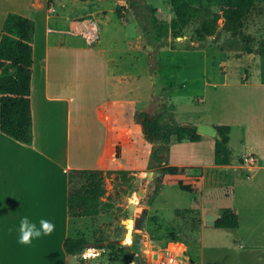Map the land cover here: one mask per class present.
<instances>
[{
	"label": "rangeland",
	"instance_id": "374dc122",
	"mask_svg": "<svg viewBox=\"0 0 264 264\" xmlns=\"http://www.w3.org/2000/svg\"><path fill=\"white\" fill-rule=\"evenodd\" d=\"M131 1L136 0H31L39 11L24 13L35 23V32L36 25L44 32V20L50 15V30H60L61 37H77L84 45L89 44L83 36L69 34L73 31L71 21L58 26L55 22L71 18L80 24H96L99 35L89 47L102 55L101 63L107 62L108 73L99 75L89 56L83 59L82 52H65L73 64L68 80L76 84L71 94V159L73 165L83 168L68 172L69 189L83 184L81 171L100 170L107 192L105 199L91 207L92 215L84 217L82 225L88 240L103 249H90L71 263L135 264L138 257L140 264L161 260L176 264L187 258L196 264H264V171L253 170L254 165L239 157L251 147L264 163V98L254 85H242L245 75L249 83L264 77V54L260 53L264 0H255V8L245 21L244 30L253 37L252 53L243 51L238 38L223 32L196 38V24L175 38L170 0ZM9 2L0 0V19ZM192 3L199 6L195 0ZM203 7L216 11L213 4L204 2ZM153 16L160 27H155ZM222 25L223 19L219 21ZM35 106L37 141L43 144L49 134L43 129L45 105L38 102ZM144 113L159 118L167 127L194 126L220 114L225 123L232 124L233 160L222 168L190 166L212 163L214 140L179 142L173 136L169 143L151 142L142 129ZM97 117L105 119L110 129L106 148L101 139L105 123ZM54 120L52 135L61 145L63 117ZM240 124L246 127L244 141L240 138L245 128H239ZM97 149L103 155L99 164ZM232 176L246 180H231ZM216 178L220 185L213 182ZM212 203L221 210H238L239 233L213 227L218 211ZM132 204L135 223L126 250L122 240L127 230L121 223L129 217ZM110 243L116 248L108 249ZM128 252L132 258L127 257ZM155 254L159 255L156 259Z\"/></svg>",
	"mask_w": 264,
	"mask_h": 264
},
{
	"label": "crops",
	"instance_id": "0c3cea01",
	"mask_svg": "<svg viewBox=\"0 0 264 264\" xmlns=\"http://www.w3.org/2000/svg\"><path fill=\"white\" fill-rule=\"evenodd\" d=\"M33 6L31 0H10L7 9L1 13L0 33L9 13H17L27 18L25 12L27 13L29 10L39 11ZM49 16L44 20V32L40 33L36 25L34 35V66L31 80L34 119L33 144L23 145L0 133V264H72L71 262L80 256L68 255L64 250L65 239L83 232L82 225L85 224L84 219L71 218L68 208L69 182L67 174L69 171L83 170V168L73 165L71 159L73 141L72 104L74 100L71 94L76 84L72 79L68 80V77H71L69 76V69L73 64L69 61L65 52L68 49L75 53L82 52L81 57L83 59H85V56H89L95 65L96 73L99 75L103 71L107 74L108 69L107 62H100L102 55L89 47L90 44L86 40L89 45L78 42L77 37H73L74 39L61 37L58 29L54 30L55 32L50 30L48 28ZM39 17L41 18V16ZM70 21L71 26L78 23L77 20L71 18H63L55 23L56 26L68 25ZM54 33L59 36L53 35ZM69 34L77 36L72 33ZM63 53H65L64 56ZM86 66L89 67L87 63ZM242 82H244L243 86L254 85L260 89V93H262L260 97L264 98V77L260 76L258 80L249 83V76L245 75ZM232 83L241 84V82ZM224 84H230V82L225 81ZM214 85L218 84L214 83ZM80 89L81 91L84 89L83 85ZM35 95L37 98H35ZM38 102L45 105L43 114L46 121H44L43 129H45L46 135L49 133L44 138L43 144L37 141L39 121L36 119L35 105ZM212 104L214 108L217 107L216 100ZM98 108L101 110V105ZM59 116L63 117L64 121L61 145L57 143L58 140H55L52 135L56 122L54 119ZM97 119L100 123H105V129L103 130L105 136H102L101 139L103 142L105 141L104 148H106L108 146L107 132L110 129H108L105 119L98 117ZM203 123H209L216 127L226 126L230 129L232 127V124L224 122L220 114L210 121L205 120L194 126ZM238 126L239 128H245V133L240 138V141H244L247 137L246 127L243 124ZM46 130H49V132L46 133ZM206 140H214V145H216L215 139L206 136H203L200 142ZM230 148L232 149V147ZM247 151L245 155L239 157L245 158L246 162L248 160L249 164L254 165L251 167L253 170L264 171V163H262L260 154L255 153L251 147ZM97 154V163L99 164L103 156L100 149ZM190 166H201L203 168L226 167L215 165V152L213 161L209 165L198 163L190 164ZM233 179L237 181L246 180L232 176L231 180ZM250 179V177L247 178L248 181ZM213 182L219 184L217 178ZM211 206L216 207L215 209L218 211V215L214 219L215 222L222 216L223 210L216 203H212ZM236 213L238 214V210ZM24 215L29 216L37 223L40 218L52 221L55 224L54 231L48 236L34 240L31 245L19 244V220ZM239 220L241 219L239 218ZM240 227L241 224L238 229H235V232L239 233Z\"/></svg>",
	"mask_w": 264,
	"mask_h": 264
},
{
	"label": "trees",
	"instance_id": "16d2710c",
	"mask_svg": "<svg viewBox=\"0 0 264 264\" xmlns=\"http://www.w3.org/2000/svg\"><path fill=\"white\" fill-rule=\"evenodd\" d=\"M170 0L173 21L171 30L175 38L194 27L196 38L205 39L217 36L219 32L238 38L243 51L252 53L253 37L246 34L245 21L255 8V0ZM138 1H131V3ZM213 4L216 11L203 7V3ZM223 19L222 27L219 21ZM155 27H160L159 20L153 16ZM34 35L35 23L20 14L9 13L3 30L0 33V133L12 138L17 143L32 145L34 141V119L31 94V80L34 66ZM264 54V45L260 49ZM142 129L147 140L154 142L162 140L169 143L173 136L184 141L198 143L202 135L197 133V126L174 124L165 126L159 118H151L148 114H141ZM222 135V141H216L215 165L227 166L232 161L230 148V127H217ZM115 155L120 156L119 148H115ZM74 171V170H73ZM84 180L79 188L69 189L68 208L73 219H83L92 215L91 207L107 197L104 173L100 170H84L80 172ZM240 226L239 215L231 208H224L222 216L213 227L216 229L235 230ZM84 232L76 236L67 237L64 250L68 255L79 256L88 249H103L95 247ZM98 246V245H97ZM108 249H115L110 243ZM132 258L131 252L126 253ZM192 264H196L194 261Z\"/></svg>",
	"mask_w": 264,
	"mask_h": 264
},
{
	"label": "clouds",
	"instance_id": "9594fccd",
	"mask_svg": "<svg viewBox=\"0 0 264 264\" xmlns=\"http://www.w3.org/2000/svg\"><path fill=\"white\" fill-rule=\"evenodd\" d=\"M55 228V224L44 218L39 222L32 220L29 216L24 215L19 220L18 226V243L21 245H31L34 240H39L44 236L50 235Z\"/></svg>",
	"mask_w": 264,
	"mask_h": 264
},
{
	"label": "water",
	"instance_id": "95a60500",
	"mask_svg": "<svg viewBox=\"0 0 264 264\" xmlns=\"http://www.w3.org/2000/svg\"><path fill=\"white\" fill-rule=\"evenodd\" d=\"M197 133L202 136H206L212 139H215L216 141H222V135L219 132L218 128L214 125L203 123L197 126ZM135 204H132L129 208V217L121 223L122 226H124L127 230V233L125 235V239L122 240V244L128 250L129 245L131 243V238L133 236V232L131 231V226L135 223L134 220V213H135ZM122 231L118 230V235H121ZM154 258H157V254L154 255ZM135 264L139 263V258H134Z\"/></svg>",
	"mask_w": 264,
	"mask_h": 264
},
{
	"label": "built area",
	"instance_id": "2783aa9c",
	"mask_svg": "<svg viewBox=\"0 0 264 264\" xmlns=\"http://www.w3.org/2000/svg\"><path fill=\"white\" fill-rule=\"evenodd\" d=\"M72 28H73V31L71 32L72 34L83 36L90 45H92L97 40L98 35H99V27L96 24L92 25L89 23H86V24L76 23ZM182 255L184 254L182 253ZM157 258H158V255H157ZM179 261L181 260H178L175 263L177 264V262ZM183 262L192 264L190 259L188 258ZM158 264H166V262H163V260H161Z\"/></svg>",
	"mask_w": 264,
	"mask_h": 264
},
{
	"label": "bare ground",
	"instance_id": "6f19581e",
	"mask_svg": "<svg viewBox=\"0 0 264 264\" xmlns=\"http://www.w3.org/2000/svg\"><path fill=\"white\" fill-rule=\"evenodd\" d=\"M158 257H159V255H158ZM177 264H188V263L187 262H177Z\"/></svg>",
	"mask_w": 264,
	"mask_h": 264
}]
</instances>
